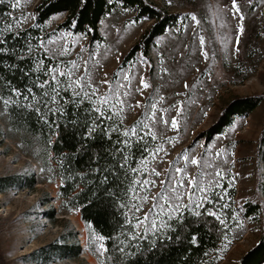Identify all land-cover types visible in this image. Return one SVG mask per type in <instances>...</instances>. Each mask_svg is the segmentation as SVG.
Masks as SVG:
<instances>
[{
	"label": "rangeland",
	"instance_id": "rangeland-1",
	"mask_svg": "<svg viewBox=\"0 0 264 264\" xmlns=\"http://www.w3.org/2000/svg\"><path fill=\"white\" fill-rule=\"evenodd\" d=\"M38 1L20 0L19 8L10 7L15 29L34 24L33 8ZM158 1L169 10L179 12L181 19L176 26L155 37L151 72L140 55L118 68L123 56L152 22L147 17L134 20L135 12L121 2L100 21L99 31L104 41L89 44L86 35L62 29L43 40L41 47L52 56L66 45L69 54L54 58L60 61L59 71L66 70L65 65L70 66L73 60L80 65L74 79L84 75L85 66L90 69L93 84L99 85L94 101L108 97L110 103L114 102L115 93L100 83L107 74L111 87L117 88L124 100L123 111L119 105L116 108L123 130H130L140 120L150 123L148 116L153 103L157 118L168 121L167 125L161 123L151 129L157 133L152 153L157 148L163 151L156 153L155 159L150 155L143 163L148 179L154 180L155 186L150 190L147 187V201L138 214L141 219L152 207L153 198L164 191L162 182L169 180L170 175L180 176L176 168L186 169L189 179L195 177L204 185L209 179L214 180L220 185L214 191L224 197L235 190L232 201L236 205L248 200L264 202V192L257 189L259 181H264V163L258 165L256 156V141L264 124V103L247 117H236L210 141H204L201 135L233 98L264 94V3L253 0L250 5L249 0H236L240 9L236 13L233 0ZM192 14L197 16L199 25L191 20ZM64 16V13L52 15L46 28L54 30ZM201 36L205 40L203 46ZM49 39L55 43L49 44ZM250 44L257 50L253 55L248 54ZM204 51L209 53L208 58L203 56ZM118 72L119 78L114 79ZM125 74L131 79V94L127 97L122 95L125 89L118 87L126 83ZM141 77L149 84L148 88L140 84ZM137 101L140 106H136ZM0 109V178L16 176L21 180L9 189H0V253L5 263L99 264L98 258L105 251L100 247L102 241L87 228L80 212L69 210L60 199L58 191L62 181L55 173L53 154L32 135L11 130L1 105ZM173 118L177 121L176 128L171 127ZM193 158L199 161L198 165L190 163ZM153 169L160 173L158 177ZM216 171L221 173L220 177L211 175ZM32 177L35 184L28 187ZM182 203L187 205L188 200ZM189 210L196 209L193 206ZM239 218L232 233L226 236L216 264H237L258 242L260 223ZM74 235L83 246L79 258L55 257L48 263L43 262L44 246Z\"/></svg>",
	"mask_w": 264,
	"mask_h": 264
},
{
	"label": "trees",
	"instance_id": "trees-1",
	"mask_svg": "<svg viewBox=\"0 0 264 264\" xmlns=\"http://www.w3.org/2000/svg\"><path fill=\"white\" fill-rule=\"evenodd\" d=\"M117 2H121L124 7L135 12L134 20L138 21L147 17L152 21L123 56L118 68L125 66L130 60L140 55L146 61L151 72L153 64L151 48L155 37L164 34L168 28L176 26L181 19L179 12L169 10L158 0H113L111 4L107 3V0H87L86 4L82 3V0H39L33 8L34 24L19 29H15L14 20L6 16L11 8L9 4L5 3L0 5V28H6L11 23L13 31L19 32L21 39L13 40L7 32H4V36L8 40L4 46L9 49L16 48V56H31L38 62L40 59H44L46 51L41 47V42L56 35L62 29L73 34L86 35L89 44L104 41V37L99 31L100 21L113 10ZM58 13H64V19L54 30H48L46 28L47 20ZM25 32L31 36V40L25 41ZM0 38L4 37L0 36ZM28 43L32 45L31 53L26 47ZM248 48L249 55H253L257 51L256 47L251 44ZM0 61L5 62V67L8 64L18 65V69L14 73L0 68V95L3 99H9L10 102L27 103L23 101L22 97L17 98L11 95L5 80L11 81L12 87L17 89H23L26 85L31 86L37 75H40L37 83L43 82L44 79L50 80V76L45 77L35 72H31L27 77L23 75L19 69L30 70L37 66L30 59L20 61L14 59L13 55H7L0 56ZM48 67L56 69L61 67L58 58L45 59V68ZM62 71L65 69L62 68ZM33 91L39 96V89L33 88ZM61 96L64 99L71 98L69 93L62 92ZM261 103H264L263 93L233 98L221 109L216 120L201 132L202 139L210 141L214 135L220 134L224 128L231 125L236 117H247ZM0 105L6 112L11 130L24 135H32L48 149V153L53 154L55 173L62 181L58 191L60 199L69 210L80 212L82 221L91 232L99 238L104 237L101 241L105 251L103 256L98 258L99 264H216L219 259L218 252L226 241V236L231 234L237 226L239 217L251 223H260L261 236L258 242L241 256L237 264L264 263V202L248 200L241 205H236L232 201L235 190H232L229 196L224 197L223 194H219L223 196L220 204L228 203L229 209H213L217 211V214L223 211L228 217L227 229H224L215 218L205 215L203 209L200 210L202 215L199 218L194 217L193 211L185 209L183 224H178L175 220L171 222L176 231L168 233L171 236L170 240L157 241L151 246L148 242L139 241L140 247L135 250V255H122L117 249L128 243L126 233L129 229L126 228L125 221L132 217L130 208L137 202V196L142 199L148 191V186H133L132 181H143L145 178H149L147 170L143 168V163L155 148L156 139L147 138V152L141 150L142 145H137L134 142L133 148L126 151L130 158L129 167L121 169L118 166V162H122L120 157L117 156L116 160H113L109 155L113 148L112 141L106 140L100 132L95 134L94 139H84L85 125L90 123L88 113L85 112V109L92 107L89 103H84L76 111V124L70 122L73 113L72 107L65 106L63 100H60L59 105L51 104L50 106L53 108L66 107L67 118L60 115L49 116V124L39 121L34 111L22 110L11 103L5 107L2 99H0ZM106 115H111V113H106ZM53 121L57 122L59 127H56V124L52 123ZM114 121L119 124L120 130L123 132L118 116L114 117ZM103 123L107 125L110 122L105 120ZM117 139L120 137L114 134L112 140ZM256 142V156L258 165H260L264 163V124ZM142 160L143 163H141ZM113 166L116 168L119 179L112 177L111 173H103V175L109 176V183L106 186L100 185L99 181L102 179V175L95 169ZM131 168H138L141 171L139 174H134L131 172ZM20 182V178L16 176L0 178V189H9ZM34 184L35 180L32 177L28 181V187H33ZM130 186L135 187V192L129 190ZM257 189L264 192V181H259ZM206 207L210 208L211 205H206ZM135 222L133 220V223ZM177 236L179 239L176 238ZM193 236L196 237L195 244L192 242ZM152 239L149 237V241ZM133 250V248H128L127 252L131 253ZM82 252L83 246L77 236L74 235L72 238L64 236L62 241L44 246L41 258L44 263H48L55 257L76 259ZM0 264H6L1 253Z\"/></svg>",
	"mask_w": 264,
	"mask_h": 264
},
{
	"label": "snow or ice",
	"instance_id": "snow-or-ice-1",
	"mask_svg": "<svg viewBox=\"0 0 264 264\" xmlns=\"http://www.w3.org/2000/svg\"><path fill=\"white\" fill-rule=\"evenodd\" d=\"M113 0H107V3L111 4ZM260 3H264V0H259ZM5 3L9 4V6L13 9L20 7V0H0V5H4ZM82 3L86 4L87 0H82ZM249 4H253V0H249ZM233 7L236 10V13H239V6L236 4V0H233ZM6 16L11 18L12 13H6ZM147 19V18H145ZM191 20L199 25L200 21L197 19L195 14L191 15ZM136 21H134L135 23ZM240 31H243L242 29ZM4 32H7L8 35L11 36L13 40H20L21 36L19 32H14L12 24L9 23L6 28H0V36L4 38H0V56L13 55L14 59H18L23 61L25 59H30L33 63H36V67L30 70L19 69L23 72L24 76H30L31 72L42 74L45 77L50 76L49 79H44L43 82L37 83L40 79V75L36 76V79L33 81L31 86H25L23 89H17L12 87V82L5 80L8 85V90L11 95L23 99V101L27 103L17 104L15 101H11L9 99H3L2 95H0V99H2L5 107H8L11 103L13 106L20 107L22 110L26 111H34L39 121H42L45 124H49L50 121L48 119L49 116L60 115L62 117L67 118L66 107H57L53 108L51 104L59 105L60 100H63L65 106H71L73 109L71 123L76 124L77 120L75 118L76 111L79 110L84 103H89L92 105L89 109H85V112L88 113V118L90 123L85 125L86 131L84 135L85 140L94 139V136L97 132H100L106 140L112 141L113 148L112 151L109 152V155L113 160H116V157L119 156L122 162H118V166L121 169H126L129 167V156L126 154L127 150H130L134 146V142L137 145H142L141 150L147 152L148 149L146 147L147 138L150 137L152 140L157 139V133L153 132L151 129L156 127L158 124L167 125L168 121L163 119V117L157 118V108L156 104H151L152 113L148 116L149 122H145L144 120H140L137 122L135 126H133L130 130H124L121 132L119 124L114 121V117L118 115L116 108L117 105L120 106V111H123L124 100L121 99V93L117 88H112V81L107 79V74H105V80L100 83L108 85L110 87V91L115 93V96L112 98L114 102L110 103L108 97L100 98L99 101H94L93 97L98 91L99 85H94L89 72L90 69L85 66L83 71L84 75H81L78 79H74L73 77L77 72L80 71V65L76 63V61H71L70 66L68 64L65 65V71H59L56 68L48 67L45 68V59L53 60L55 56H66L69 54L68 47L65 45L62 51H56L52 56H49L47 53L49 50L45 51L44 59H40L38 62L31 56L19 55L16 56L17 49L4 46L7 44V37L4 36ZM25 41L31 40V36L25 32L24 35ZM49 44L55 43L51 39L48 41ZM205 43L204 37H200V44L203 46ZM27 50L29 53L32 52V45L30 43L26 44ZM203 56L208 58L209 53L204 51ZM59 63V62H57ZM0 68H4L5 71L13 72L18 69L17 64H8L5 67V62L0 61ZM120 73L116 74L114 79H118ZM58 77L62 79H58ZM123 80L126 83L120 84L118 87L121 89H125L122 93L124 97L129 96L131 93L129 91L131 86V79L129 75L125 74L123 76ZM140 84L143 88H148L149 84L145 82L144 78H140ZM185 87H189V85L185 84ZM33 88L39 89L40 94L37 95L36 92L33 91ZM140 88H137L136 91L140 92ZM69 93L70 99H64L61 96V93ZM161 100L164 98L161 97ZM140 106V102L137 101V105ZM131 107V106H129ZM174 107V106H173ZM43 109V111H42ZM167 111V110H163ZM111 113V115H106V113ZM107 120L110 123L105 125L103 122ZM52 123L56 124V127H59V124L55 121ZM122 123V121H120ZM171 127H177V121L175 118L171 120ZM147 130V131H144ZM117 135L120 139L112 140L113 135ZM163 151L162 148H157L154 153H151L152 158H156V153ZM219 155V153H217ZM187 160V157H185ZM144 161L142 160L141 163ZM190 163L192 165H198L199 161L197 159H191ZM211 167V166H209ZM132 173L139 174L140 169L131 168ZM97 173L102 175V179H100L99 183L102 186H106L109 183V176L103 175V173H111L112 177L119 179V176L116 172L115 166L113 167H105L103 169L97 168L95 169ZM155 176H159L160 173L155 169L152 170ZM176 173H179V177L169 176V180L163 181L162 183L165 185L164 191H162L158 197H154V203L152 207L146 212L141 219L138 214L143 211V203L147 201V197L144 196L142 199L137 196V202L132 205L130 211L132 213V217L126 219L125 226L129 229L126 233V239L128 243L124 246H121L117 249L122 255H135V250L139 249L140 244L139 241L148 242L151 245H154L157 241L162 240H170L171 236L168 235L169 232H175L176 228L172 226V221L175 220L178 224H183V210L184 209H192L195 207V211L193 212L194 217L199 218L202 215L201 209L204 210V214L215 218L216 221L224 228H228L227 219L228 217L224 214L223 211L220 214H217V211L213 209H229L230 205L228 203L220 204V200L223 199V196L219 195L214 191L215 188L220 187L218 183L214 180L209 179L206 185L202 184L201 181H198L195 177L188 178L186 174V169L184 168H176ZM211 175L220 177L221 173L216 171ZM222 178V177H221ZM187 180V183L185 181ZM133 186L145 187L148 186L149 190L152 186H155L154 180L144 179L133 180ZM187 189V191H182ZM130 191L135 192V187L129 188ZM184 199L188 200V204L185 205L182 203ZM206 205H211V207H206ZM125 207L127 205H124ZM151 213V216L149 215ZM179 214V215H178ZM223 217V218H222ZM133 220L136 222L133 223ZM149 237L153 239L149 241ZM179 239V236L176 237ZM100 240H103L104 237H100ZM194 244L196 242V237L193 236ZM123 244V242H121ZM101 248H104V245L101 244ZM128 248H133L134 250L129 253L127 252Z\"/></svg>",
	"mask_w": 264,
	"mask_h": 264
}]
</instances>
